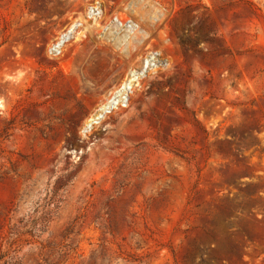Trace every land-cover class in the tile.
Instances as JSON below:
<instances>
[{"label": "rangeland", "instance_id": "1", "mask_svg": "<svg viewBox=\"0 0 264 264\" xmlns=\"http://www.w3.org/2000/svg\"><path fill=\"white\" fill-rule=\"evenodd\" d=\"M0 264H264V0H0Z\"/></svg>", "mask_w": 264, "mask_h": 264}, {"label": "built area", "instance_id": "2", "mask_svg": "<svg viewBox=\"0 0 264 264\" xmlns=\"http://www.w3.org/2000/svg\"><path fill=\"white\" fill-rule=\"evenodd\" d=\"M90 14L92 16H96L97 15V11L96 9H91L90 10ZM69 32H67L66 34H64L63 37H61V39H59L58 41H56L49 49V52L51 53V55L55 54L59 49L60 47L63 45V43L66 41V39L68 38L69 36Z\"/></svg>", "mask_w": 264, "mask_h": 264}, {"label": "bare ground", "instance_id": "3", "mask_svg": "<svg viewBox=\"0 0 264 264\" xmlns=\"http://www.w3.org/2000/svg\"><path fill=\"white\" fill-rule=\"evenodd\" d=\"M64 46H65V45H64ZM132 80H133V79H132ZM128 81H129V80H128ZM130 82H131V81H130ZM130 82H126V83L124 82L125 84H123V85H124L123 88L128 90V88H129L130 85H131ZM132 82H133V81H132ZM131 86H132V85H131ZM121 94H122V93H121ZM121 94H120V95H121ZM119 98H120V97H119ZM119 98H118V99H119ZM123 98H124V97H123ZM115 99H116V98H115ZM115 99H114V100H115ZM123 100H124V99H123ZM118 101H119V100H118ZM118 101H117V102H118ZM120 101H121V100H120ZM110 103H111V102H110ZM110 103H108V104H110ZM115 104H116V103H115ZM111 105H112V103H111ZM118 105H119V104H118ZM107 106H108V105H107ZM109 106H110V105H109ZM113 106H114V104H113ZM115 106H116V105H115ZM108 110H109V109H108ZM111 110H112V109H111ZM102 116H103V115H102ZM102 116H101V117H102Z\"/></svg>", "mask_w": 264, "mask_h": 264}]
</instances>
